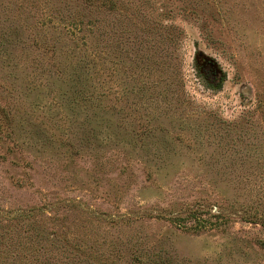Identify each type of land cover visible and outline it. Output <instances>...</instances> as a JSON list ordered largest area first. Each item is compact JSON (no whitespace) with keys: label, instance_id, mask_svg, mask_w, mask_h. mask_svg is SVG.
<instances>
[{"label":"rangeland","instance_id":"374dc122","mask_svg":"<svg viewBox=\"0 0 264 264\" xmlns=\"http://www.w3.org/2000/svg\"><path fill=\"white\" fill-rule=\"evenodd\" d=\"M0 264H264V0H0Z\"/></svg>","mask_w":264,"mask_h":264}]
</instances>
